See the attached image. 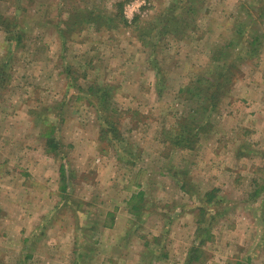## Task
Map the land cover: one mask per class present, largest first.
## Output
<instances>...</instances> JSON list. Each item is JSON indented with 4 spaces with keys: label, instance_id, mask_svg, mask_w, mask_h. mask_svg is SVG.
Returning <instances> with one entry per match:
<instances>
[{
    "label": "rangeland",
    "instance_id": "rangeland-1",
    "mask_svg": "<svg viewBox=\"0 0 264 264\" xmlns=\"http://www.w3.org/2000/svg\"><path fill=\"white\" fill-rule=\"evenodd\" d=\"M81 1L103 18L65 0L63 38L51 0L22 2L19 46L0 27V264H264V0H129L128 25L124 0Z\"/></svg>",
    "mask_w": 264,
    "mask_h": 264
},
{
    "label": "trees",
    "instance_id": "trees-1",
    "mask_svg": "<svg viewBox=\"0 0 264 264\" xmlns=\"http://www.w3.org/2000/svg\"><path fill=\"white\" fill-rule=\"evenodd\" d=\"M6 1H7L6 3L8 4V6L14 8V11L9 16H5V14L0 13V27L6 33L7 40L10 41V45L13 44L12 42H15L16 46H19L25 37L23 27H22V25H19L20 22L22 21L21 20V14H22L21 12H25L24 7L22 6V2L24 0H6ZM51 1H53L52 5H56L55 7H57V9H56L57 13L54 15H51L50 16L51 20H49V21H51L52 25H54L60 31L62 38L66 37V35H67L66 33L67 32L69 33L72 30L71 29L72 27L70 26V23H69L71 17H76V23H77L80 21V19H82V20L85 19L86 21H87V19H90V18L93 19V18H95L94 16L95 15L97 16V14L99 13V12H97V5L96 4H93L91 6L89 4H84L82 6L81 0H66V2H69L70 4H73V5L78 4L80 7V9H79L80 11L78 10V7H76V6L70 8L69 11L67 10V12L70 14L69 20L68 19L63 20L62 6H63V3L65 2V0H59V1L51 0ZM128 1L129 0H124V1L117 3V6L120 7V9L116 12V17H118L119 21L117 20V18H116V20L119 23H123L124 25H128V23H127L128 21L125 19L124 15L122 14V12H123L122 11V9H123L122 5L127 3ZM177 2H180V0H175L174 3H177ZM174 5H176V4H174ZM61 10H62V13H61ZM100 14L104 15L102 12H100ZM100 14L96 18H103ZM105 16H107V15H105ZM107 19L109 21L114 20L112 18H107ZM134 20H135V22L139 21V19H136V18ZM173 20L175 21V18H173ZM63 24H66L65 30L63 28ZM228 59H230L228 61L229 65L225 69L224 68L221 69V71L219 72V76H221V75H222V77L224 76L223 79H224L225 89L237 78V73H238L237 63L231 62L232 61L231 58H228ZM7 68L8 67H7L6 62H0V86H3L2 81L4 80V74H6ZM210 76H213V75L211 74ZM191 84H193V86ZM190 87H192V89H195L196 91L200 90V87L196 86L195 82H193V83L190 82L186 86L185 91L188 92L191 89ZM90 90H91V92L96 91V90H92V89H90ZM109 94H110L109 90H108V88H106L103 91V94L101 95V100H102L101 104H100L101 109L98 108L100 111L99 117L101 118L102 121L105 122V125L107 126L104 128V130H102L103 131L102 134H104L105 136L107 135V133L110 134L111 136L116 135V132H118V130H119L118 129L119 123L117 122L116 119L120 118V113H119V110L116 109L111 104L112 103V101H111L112 95H109ZM212 99L213 98L210 97V100H212ZM58 107L60 108V106H58ZM56 117L59 118V115H57ZM59 123L60 122H58L56 120L46 122L47 126L51 130L49 132V134H45L46 143H47V146L49 145L48 147H49L51 154H54V151L57 149L56 147H59V144H58L59 141L55 137H53V133L56 130V127L59 126ZM186 127H189V126H186ZM196 127L198 128L199 132L197 131L196 133H194L192 138L191 137H183L181 135L177 140H175V143L177 145L185 143L188 146H192L193 143H196L198 140L197 139L198 134H200V131L204 130L205 125H204V123H201L200 126L197 124ZM183 130H184V128L181 131H183ZM188 132L190 134V131H188ZM173 145H175V144L173 143ZM262 154L264 155V151L262 152ZM60 171H61L62 179L64 181H66V179H68V176L65 175L63 165L61 166ZM183 188H185V185H183ZM141 195H142V193H141ZM210 195H212V192L206 193L207 197ZM207 200H208V203L209 202L212 203V201H213L212 197H210V199H207ZM141 211H143V208L138 207V206H134L131 210V212H134L136 215H140ZM81 227L88 229L89 226L85 227V226L81 225ZM92 228L95 229L96 227H92ZM155 240L158 241L157 238ZM157 243H159V242H157ZM77 245H78V243H77ZM165 256H166V254H165ZM189 258H190V260H194V258L192 256H190ZM78 261H80V259H78Z\"/></svg>",
    "mask_w": 264,
    "mask_h": 264
},
{
    "label": "crops",
    "instance_id": "crops-1",
    "mask_svg": "<svg viewBox=\"0 0 264 264\" xmlns=\"http://www.w3.org/2000/svg\"><path fill=\"white\" fill-rule=\"evenodd\" d=\"M29 238L30 239H33L31 236H29ZM31 241V240H30ZM32 243V242H31ZM34 251H33V249H30L29 250V255H27L26 256V259H28V256L30 257V259H34L35 257H34V253H33ZM24 258H25V256H24ZM244 260H239V262H241L242 264H246V263H248L250 260H252V259H250L249 258V256H246L245 258H243ZM260 263L261 264H263V262H262V260L260 261Z\"/></svg>",
    "mask_w": 264,
    "mask_h": 264
}]
</instances>
